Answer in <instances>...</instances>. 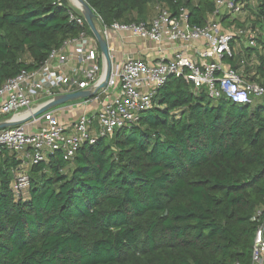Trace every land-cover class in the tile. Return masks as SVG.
Returning a JSON list of instances; mask_svg holds the SVG:
<instances>
[{
    "label": "trees",
    "instance_id": "16d2710c",
    "mask_svg": "<svg viewBox=\"0 0 264 264\" xmlns=\"http://www.w3.org/2000/svg\"><path fill=\"white\" fill-rule=\"evenodd\" d=\"M60 1L0 0V85L41 65L66 38L92 35ZM84 1L108 25L144 20L152 4L173 15L186 8L188 22L203 25L215 2ZM244 7L227 23L257 29V47L244 53L254 54L247 68L264 86V0ZM153 100L136 124L83 144L71 159L55 151L29 166L27 196L11 190L20 159L0 152V264L252 263L264 224V99L214 100L172 74Z\"/></svg>",
    "mask_w": 264,
    "mask_h": 264
},
{
    "label": "built area",
    "instance_id": "2783aa9c",
    "mask_svg": "<svg viewBox=\"0 0 264 264\" xmlns=\"http://www.w3.org/2000/svg\"><path fill=\"white\" fill-rule=\"evenodd\" d=\"M57 3L61 5L60 0ZM244 6L245 0H215L203 25H191L186 8L173 15L162 4H155L151 17L129 23L108 25L92 11L107 43L108 59L95 36L81 30L52 49L41 65L6 78L0 85V123L8 125L0 128V152L7 150L20 159L10 183L14 196L28 188L29 166L48 154L60 151L64 159H71L83 144L136 124L155 105V92L169 75L182 77L192 90L202 88L214 100L223 97L246 105L264 99V86L251 78L247 68L255 62L254 54L238 50L241 41L248 48L257 47L258 31L227 23L243 18ZM72 9L70 19L86 23L83 13L76 16ZM130 38L144 44L146 57L117 53ZM80 90L86 95L39 111ZM67 111L80 112L72 121L61 120ZM263 231L264 224L255 232L251 264H264Z\"/></svg>",
    "mask_w": 264,
    "mask_h": 264
},
{
    "label": "water",
    "instance_id": "95a60500",
    "mask_svg": "<svg viewBox=\"0 0 264 264\" xmlns=\"http://www.w3.org/2000/svg\"><path fill=\"white\" fill-rule=\"evenodd\" d=\"M80 2V6L78 7L81 12L84 15V18L86 20V23L89 27V29L91 30L92 34L95 36L99 48L101 50V52L103 53V55L105 56L106 59H108V50H107V43L106 41L102 38L101 34L99 33L94 21H93V12L92 9L85 3L84 0H78ZM86 95V91L80 90V91H76L73 93H69L66 94L64 97H61L59 99L53 100L51 102H49L45 107H43L42 109H40L39 111L45 110L49 107L58 105V104H62L65 103L67 101L76 99L78 97H83ZM38 111V112H39ZM7 123H0V128L7 126Z\"/></svg>",
    "mask_w": 264,
    "mask_h": 264
},
{
    "label": "crops",
    "instance_id": "0c3cea01",
    "mask_svg": "<svg viewBox=\"0 0 264 264\" xmlns=\"http://www.w3.org/2000/svg\"><path fill=\"white\" fill-rule=\"evenodd\" d=\"M144 46V44L141 42L140 43V40H137L135 38H130L128 41H126V44H123V45H120L118 48H117V53L119 55L123 54H130V55H133V56H138V57H146L147 56V53L145 50H142L141 47ZM246 46H245V43L244 41H241L239 44H238V50L240 52H244ZM171 51L168 52V55H170ZM253 55V54H252ZM150 57V56H148ZM88 108V107H87ZM92 107H90L88 110H91ZM80 111H72V112H64L60 115V118L61 120H69V121H72L76 116L77 114L79 113Z\"/></svg>",
    "mask_w": 264,
    "mask_h": 264
},
{
    "label": "rangeland",
    "instance_id": "374dc122",
    "mask_svg": "<svg viewBox=\"0 0 264 264\" xmlns=\"http://www.w3.org/2000/svg\"><path fill=\"white\" fill-rule=\"evenodd\" d=\"M67 5L71 6V7L74 8L75 10L81 12V10L77 7L78 5L75 3L74 0H67ZM148 11H149V17H151L152 15H154V14H155V5H154V4L150 5ZM149 17H148V18H149ZM27 57H28V56H26V58H27ZM26 60L29 61L28 58H27ZM66 103H67V102H65V103H63V104H66ZM27 192H28V191H24V196H27Z\"/></svg>",
    "mask_w": 264,
    "mask_h": 264
},
{
    "label": "bare ground",
    "instance_id": "6f19581e",
    "mask_svg": "<svg viewBox=\"0 0 264 264\" xmlns=\"http://www.w3.org/2000/svg\"><path fill=\"white\" fill-rule=\"evenodd\" d=\"M75 3L78 5V7L80 6V2L78 0H74Z\"/></svg>",
    "mask_w": 264,
    "mask_h": 264
}]
</instances>
